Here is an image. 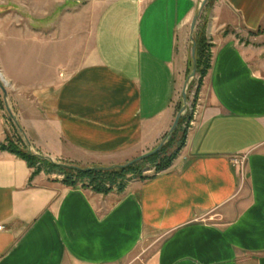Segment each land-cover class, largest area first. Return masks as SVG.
<instances>
[{
	"label": "crops",
	"instance_id": "crops-1",
	"mask_svg": "<svg viewBox=\"0 0 264 264\" xmlns=\"http://www.w3.org/2000/svg\"><path fill=\"white\" fill-rule=\"evenodd\" d=\"M201 1H97L91 33L74 21L52 85L5 87L12 134L76 168L153 151L182 104ZM212 3L210 69L166 170L102 195L32 178L0 151V264H264V0ZM3 114L0 103V144L13 130Z\"/></svg>",
	"mask_w": 264,
	"mask_h": 264
},
{
	"label": "rangeland",
	"instance_id": "rangeland-1",
	"mask_svg": "<svg viewBox=\"0 0 264 264\" xmlns=\"http://www.w3.org/2000/svg\"><path fill=\"white\" fill-rule=\"evenodd\" d=\"M97 1L100 0H0V84L4 90L10 84V81H15L23 86V90H26L27 87H32L31 89L28 88L30 90H39L52 85V77L58 58L60 63L72 58V56L69 58L64 56V52L66 51L63 47L64 43L67 42L66 39L72 37L71 28L74 25V21H78V17H83L86 23V31L88 34L91 33L92 23H90V17L95 13ZM212 5L211 1L206 10L204 8L199 14L193 33L194 40L196 35L200 33V30L205 29L206 32V24ZM206 41L209 44V40L207 39ZM89 47L90 40L88 37L87 49ZM190 48H192L191 42L188 44V49ZM191 70L192 60L188 58L187 77L190 75ZM60 74L65 75L67 72H62V70L56 71V75ZM197 88L198 78L196 75L188 84L186 91L188 100L186 111L182 115V117H185V120L181 125V129L186 134L192 125ZM24 96L28 95L24 93ZM0 103L3 115L7 117L9 122L8 127L13 129L10 130L11 134L12 131L18 133L15 119L13 117L11 119L5 113V101L1 89ZM6 103V106L13 115L14 107L12 103H9V101H6ZM182 105L183 103L180 108ZM190 116L191 119L188 121L187 118ZM183 131L175 135V137L172 134L173 144L166 151V155L171 156L180 148L183 142ZM14 132L10 138L16 145L24 148L26 144ZM30 152L32 153V151ZM103 162L105 165L97 166H100V168H113L111 165L106 166L108 161ZM157 174L159 173H156L152 167L146 166L142 171L141 178L132 179L147 180ZM52 175L54 179L58 178L60 181L63 179L60 174L54 173Z\"/></svg>",
	"mask_w": 264,
	"mask_h": 264
},
{
	"label": "trees",
	"instance_id": "trees-1",
	"mask_svg": "<svg viewBox=\"0 0 264 264\" xmlns=\"http://www.w3.org/2000/svg\"><path fill=\"white\" fill-rule=\"evenodd\" d=\"M211 1L209 0L205 6L206 8L210 5ZM200 33L196 35L195 38V58H196V75L198 78V88L196 91L195 103L197 100L198 91L200 89L203 78L206 76L208 70L210 69V61H211V44L207 43V34L204 30H200ZM209 40V39H208ZM188 100V99H187ZM191 116L187 118L189 121ZM185 117H181L178 127L173 133V136L179 134L181 131V125L184 122ZM183 136V142L177 151L171 156L166 155V151L172 147L173 137L172 139L162 147V149L154 154L153 156L148 157L147 159L128 166L123 169H113L111 171H102L97 170V168H91L90 170H76L71 168L70 165H59L47 158H44L39 155H35L30 152L27 146L21 147L16 145L15 142L12 141L10 137L6 138V142L4 144H0V151H6L17 158L23 160L28 165L29 169L32 171L31 177H35L41 173L46 176H50L54 173L62 175V183L66 186L75 187L77 185H81L83 188L91 189L92 191L107 195L112 191L121 193L126 188L127 183L132 178H141V174L143 169L146 166L152 167L156 173H160L166 170L170 165L173 159L178 154L179 150L182 148L185 141V131ZM152 178V177H151Z\"/></svg>",
	"mask_w": 264,
	"mask_h": 264
},
{
	"label": "water",
	"instance_id": "water-1",
	"mask_svg": "<svg viewBox=\"0 0 264 264\" xmlns=\"http://www.w3.org/2000/svg\"><path fill=\"white\" fill-rule=\"evenodd\" d=\"M207 2H208V0H202L201 4L199 6V11H198L199 13H198V15L193 17L191 25H190V33H191L190 40H191V43H192V48H191L192 70H191L190 75L186 78V80L184 82V85H183V88H182V92H181V99H182L183 105L180 108V110L178 111L170 131L168 132L166 137L162 140V142L153 151H151V152H149V153H147L145 155H142V156L134 159L133 161H131V162L125 164V165L116 166V167H113V168H98L97 170L111 171L113 169H117V168L123 169V168L131 166L133 164L139 163V162L147 159L148 157L153 156L154 154L158 153L162 149V147L165 145V143L168 140H170V138L172 137V134L175 132V130L178 127V124H179V121H180L182 115L186 111V106H187V95H186L187 93H186V91H187V88H188V84L196 76V68H197L196 58H195L196 44H195V41L193 39V33H194V30H195L196 22L198 20V16L201 13V11L204 9V7H205ZM0 89H1V91L3 93V95H6V92H5V90H4V88H3V86L1 84H0ZM71 168L76 169V170H82V169H79V168H76V167H71ZM83 170H90V169H83Z\"/></svg>",
	"mask_w": 264,
	"mask_h": 264
},
{
	"label": "built area",
	"instance_id": "built-area-1",
	"mask_svg": "<svg viewBox=\"0 0 264 264\" xmlns=\"http://www.w3.org/2000/svg\"><path fill=\"white\" fill-rule=\"evenodd\" d=\"M0 230H2V227H0Z\"/></svg>",
	"mask_w": 264,
	"mask_h": 264
}]
</instances>
